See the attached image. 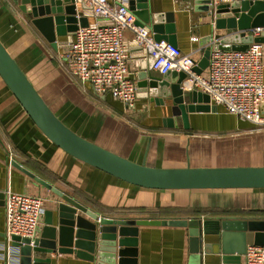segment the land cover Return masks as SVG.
<instances>
[{
	"label": "crops",
	"instance_id": "obj_1",
	"mask_svg": "<svg viewBox=\"0 0 264 264\" xmlns=\"http://www.w3.org/2000/svg\"><path fill=\"white\" fill-rule=\"evenodd\" d=\"M207 1L149 0L151 10L174 25L179 50L192 53L196 61L203 57L210 36L225 33L216 28L214 15L199 9ZM77 9L90 24L96 22L90 6L77 4ZM125 35L131 78L150 70V59L132 31ZM74 37L75 32L58 37L55 48L18 3L0 0V39L55 113L83 137L154 167L264 166V128L222 106L215 108L210 103L208 111L190 112V127L186 128L181 116L173 114L171 99L139 96L137 110L130 112L111 94H97L89 83L70 77L64 54ZM207 73L208 67L202 71ZM8 187L44 197L36 237L41 236L48 217L57 219L63 198L53 189L100 217L264 219V188L152 189L125 182L73 157L38 128L0 76V261L9 257L10 250L16 252L6 233ZM136 237V245L129 246L135 249L128 255L132 264H223L216 246L221 235H205L198 254L192 252L187 226L144 224ZM206 243L212 246L208 249ZM14 255L21 264L19 247ZM47 257L52 264H98L97 258L89 261L67 253Z\"/></svg>",
	"mask_w": 264,
	"mask_h": 264
},
{
	"label": "water",
	"instance_id": "obj_2",
	"mask_svg": "<svg viewBox=\"0 0 264 264\" xmlns=\"http://www.w3.org/2000/svg\"><path fill=\"white\" fill-rule=\"evenodd\" d=\"M14 1L55 48L58 37L90 25L88 17L79 16L74 0ZM128 4L138 24L152 30L156 40H166L178 47L174 25L166 24L162 14L153 12L149 0H129ZM199 9L214 15L216 28L225 33L209 37L210 44L197 61L196 72L202 73L209 66L214 48L245 50L253 41L264 43V30L255 37L249 32L255 27H264V0H234L216 6L209 0ZM213 39L217 43L214 44ZM149 59L150 70L144 69L129 77L136 80L138 96L171 99L173 114L181 116L186 128L190 127V112L211 109L207 94L183 89L185 72L159 74L152 70L153 59ZM0 76L53 143L73 157L125 182L164 190L264 188V166L154 167L146 161H133L83 137L55 113L1 39ZM53 190L63 198L56 221L52 216L48 217L41 236L33 240L13 236V245L19 247L21 264H52L51 258L47 257L52 253L74 254L89 261L97 258L98 264H132L128 255L135 253V249L129 246L136 245L138 228L144 224L187 226L194 254L200 252L205 235H221L216 246L222 254L223 264H241L248 245H264V219L100 217L73 197ZM205 246L209 249L212 244Z\"/></svg>",
	"mask_w": 264,
	"mask_h": 264
},
{
	"label": "built area",
	"instance_id": "obj_3",
	"mask_svg": "<svg viewBox=\"0 0 264 264\" xmlns=\"http://www.w3.org/2000/svg\"><path fill=\"white\" fill-rule=\"evenodd\" d=\"M86 4L93 11L96 22L75 31L66 48L65 67L70 77L89 83L97 94H111L124 103L130 112L137 110L138 91L129 79V54L126 31L152 57L153 71H183L184 90H197L209 96L210 103L222 106L228 113L264 128V43L253 41L245 50L212 49L208 73L195 71L197 61L192 53H185L166 40H156L145 26L138 24L129 7V0H74ZM234 0H211L216 6ZM102 20L103 22H99ZM264 27L249 32L253 37ZM247 32V33H249ZM45 199L39 195L5 190L6 233L10 241L17 235L33 240L41 228ZM16 248V252L18 247ZM10 250L9 257L0 264H20ZM12 255L14 257H12ZM243 264H264V245L250 244L243 255Z\"/></svg>",
	"mask_w": 264,
	"mask_h": 264
},
{
	"label": "rangeland",
	"instance_id": "obj_4",
	"mask_svg": "<svg viewBox=\"0 0 264 264\" xmlns=\"http://www.w3.org/2000/svg\"><path fill=\"white\" fill-rule=\"evenodd\" d=\"M38 83H39V84L41 83V80H40V79H38Z\"/></svg>",
	"mask_w": 264,
	"mask_h": 264
}]
</instances>
